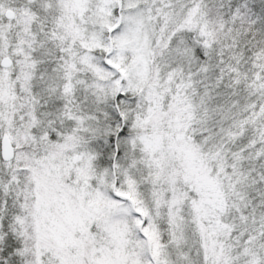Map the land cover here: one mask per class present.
I'll return each mask as SVG.
<instances>
[{
  "label": "snow or ice",
  "instance_id": "6c2138e0",
  "mask_svg": "<svg viewBox=\"0 0 264 264\" xmlns=\"http://www.w3.org/2000/svg\"><path fill=\"white\" fill-rule=\"evenodd\" d=\"M0 264H264V0H0Z\"/></svg>",
  "mask_w": 264,
  "mask_h": 264
}]
</instances>
